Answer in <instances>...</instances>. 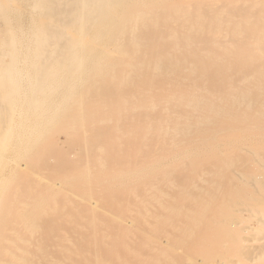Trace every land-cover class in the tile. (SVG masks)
<instances>
[{
  "label": "bare ground",
  "instance_id": "1",
  "mask_svg": "<svg viewBox=\"0 0 264 264\" xmlns=\"http://www.w3.org/2000/svg\"><path fill=\"white\" fill-rule=\"evenodd\" d=\"M171 1L155 0L163 18L180 14L179 37L164 48L128 35L145 13L142 0H76L75 17L72 1H56L47 15L61 28L49 35L41 17L0 41V264H171L156 241L173 229L167 213L179 216L174 201L218 176L212 163L245 145L237 143L264 136V9L254 0ZM32 2L28 14L40 7ZM74 21L76 36L64 28ZM86 29L104 36L101 56L91 55ZM147 215L156 222L142 235ZM43 221L56 222L55 232ZM34 222L43 229L27 234ZM7 232L10 246L1 244ZM26 245L34 252L23 259Z\"/></svg>",
  "mask_w": 264,
  "mask_h": 264
},
{
  "label": "rangeland",
  "instance_id": "2",
  "mask_svg": "<svg viewBox=\"0 0 264 264\" xmlns=\"http://www.w3.org/2000/svg\"><path fill=\"white\" fill-rule=\"evenodd\" d=\"M15 1L16 0H0V41H5L9 39L12 35L11 31H13L14 29H17L18 26H20V28H22L23 30L24 29L27 30L28 28L32 26L34 19L41 18V17H44V19L42 20V23H44L45 26H49L50 28V29L48 28V34L56 31L57 28H61L62 24L59 22V19L51 18V21H50L49 15H47V13L48 11H50V9L56 6V1H58L61 4L64 0L63 1L62 0H55V1L54 0H39V2H41L40 7H38V9L34 13H29V14L28 12H29V9L31 8L30 4L31 5L33 4L32 2L33 0H25V1L17 0L16 2ZM68 1L69 2L72 1L70 6H71V11H73L72 13L75 17L79 11L78 4L76 3V0H68ZM111 1L112 3L115 2V0H108V2H111ZM172 1L169 2L170 5H173L178 2V0H172ZM142 2L147 6L145 9V13H143V15L139 18V21L137 25L135 26L134 31H132L131 34L128 33V35L136 39L137 38L146 39L145 42L151 41L152 38H157L158 39L157 45L160 46L159 48L167 47L170 44L169 40H166V39L171 38V39H176L177 41V38L179 37V34H180L179 32L180 31V14H176L175 18H173L174 20L165 19L166 16L163 18L158 13V11L155 10L156 5L158 4L155 2V0H142ZM252 8L254 10L264 9V0H254V6ZM57 17H65V15L63 13H60L57 15ZM107 22L110 24V28L114 29V26H113L114 23H112L113 18L109 17V19H107ZM24 24L27 26H25ZM232 26H233L232 27L233 29L231 28V31H235V30H238L240 28L238 26H241V25H236V26L232 25ZM67 27H69L68 33L72 36H76L81 33V32H78L80 31V29H78L75 21L69 23L64 28H67ZM106 29L108 28L106 27ZM102 31H103V34L111 33L109 32L110 30L109 31L102 30ZM85 32L87 33L86 39H88L86 42L90 45H92L93 43L95 44L93 46L94 52H92L91 55L96 57L98 55L101 56L100 54H104L105 50H103L104 52L102 53L101 52L102 48L99 47L101 45H98V44H102L103 42L102 39L104 36L99 37L97 35H93L91 34V30L89 29H86ZM89 32L90 34H88ZM91 36H92L91 38L92 40L88 42ZM96 37L100 39L98 40V38ZM97 40L100 41V43H98ZM97 46L98 48L96 49ZM121 46H123V44H121ZM143 47H146L145 44ZM1 52L2 51L0 50V53ZM56 58L58 57L53 55L52 61H54ZM5 62L11 63L12 59L10 57H6ZM156 62L161 63V60H157ZM0 69H4L3 64H0ZM51 70H53V73L56 72V75L59 74V72H61L60 68L58 70L51 68ZM191 70L193 74L196 73L195 66L191 67ZM22 84H24V81H19L17 87L18 88H22V86L24 87L25 85H22ZM254 89L255 88H249L250 91L248 90V93L249 94L250 92L253 93ZM79 92H81V94L85 93L86 95L87 94L89 95L90 91L82 87L79 90ZM263 115H264V112H263ZM1 130H2V126H0V132ZM58 135L59 133L57 132L54 133V136L56 138L60 136ZM249 137L243 139L245 142L242 140L243 143L239 142L236 144V146L238 147L240 145L245 144L244 146H240L239 148L236 147L238 148L236 152L230 153L226 157L218 159L217 161H215V163H212V169L213 171H215L216 169L215 172L217 173L218 176H216L212 180H210L209 178H208L209 180L205 178L203 180H200L198 182L199 184L196 183V184H191L189 187L187 186L188 188L184 190L187 197L184 198V196L182 197L181 195L180 198H177L174 201V205L176 202L177 204H179V207H178L179 216L175 217L173 212L167 213V215L165 216V219L167 222H171V223L174 221L173 229L171 233L166 234V236L165 235L162 236L161 239L156 241V244L162 245L164 249L166 248L165 254L171 264H180V263L181 264H257V263L263 264L264 263V259L262 258L260 259V255L264 247V161H263L264 160V154H263L264 153V136L261 137L260 140L258 139L256 135L252 136L251 138ZM61 138L64 139L63 137ZM220 142L221 140L218 139L216 141L217 143L216 146H218V149L221 151L220 147L222 146V142L221 143ZM248 143H250L249 146H248ZM253 143H255V145ZM12 164H14V162ZM195 164H198V162ZM39 171L41 172V174H45L47 172L46 166L42 165L39 168ZM237 173H241L242 175L237 174ZM12 175L13 174H11V176L9 177L10 178L14 177L12 179H16L17 181L18 179L15 177L16 175H13V176ZM228 179H229V182H227ZM207 180L210 181L211 183L208 182ZM225 182H227V184H225ZM218 194L221 197H218ZM39 201H40V198H35L33 200V204L37 205ZM251 201H254L255 203ZM227 208L230 210V212H228ZM216 209L217 211H215ZM58 212L59 211L56 210V212H54L53 214H56ZM207 212L211 214H208ZM147 217L148 218L145 217L143 222H148V227L143 230L142 229L139 230V233H141L142 235L147 234V232L150 231V229L153 226V220H154V225L156 222L155 217L152 218L150 215H147ZM244 217L247 218L246 219L247 221L245 220ZM204 220L206 222H204ZM86 222H89V218L86 219ZM34 224L36 226L31 227L27 234H32V233L33 235L37 234L38 231L43 229L42 226L48 225L47 223H45V221H43L42 226H40L37 222H34ZM197 226L199 228H197ZM56 227H57L56 222L55 223L53 222L52 226H49L47 228L55 232ZM175 227H178V228H175ZM235 227L237 228L235 229ZM226 228H228L227 230L229 229L230 230L224 231V229ZM7 233L9 234L10 238L4 237L5 240L2 239L3 242L1 241V244L10 246L11 245V233L10 232H7ZM113 233L114 232L111 229L105 230V234H113ZM195 234L197 235L195 236ZM174 235L178 236V239H174L173 238ZM218 238L220 239L218 240ZM191 239L193 240V242ZM240 241H242V243L244 241L245 244L244 243L242 244ZM164 243L166 245H164ZM128 247L129 249L133 248L132 242L128 243ZM80 249L75 248V251H78ZM23 251H26V252H23ZM212 251H213V254H210L212 253ZM21 252L23 255L25 254L23 256V259L25 257H30L32 256L34 252V247L33 246L28 247L26 245V247L23 248ZM82 252H84L83 254L84 257L88 259L90 258V247L89 246L86 247V249L84 248ZM209 256L210 258H213V259H210ZM114 261L116 264H121V261L119 260L114 259ZM43 264H56V263H53L48 259ZM59 264H63V263H59ZM136 264H141V263L138 262Z\"/></svg>",
  "mask_w": 264,
  "mask_h": 264
}]
</instances>
